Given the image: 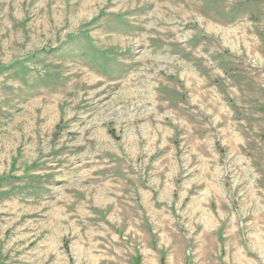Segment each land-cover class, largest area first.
Returning <instances> with one entry per match:
<instances>
[{
  "label": "rangeland",
  "instance_id": "1",
  "mask_svg": "<svg viewBox=\"0 0 264 264\" xmlns=\"http://www.w3.org/2000/svg\"><path fill=\"white\" fill-rule=\"evenodd\" d=\"M0 264H264V0H0Z\"/></svg>",
  "mask_w": 264,
  "mask_h": 264
},
{
  "label": "bare ground",
  "instance_id": "2",
  "mask_svg": "<svg viewBox=\"0 0 264 264\" xmlns=\"http://www.w3.org/2000/svg\"><path fill=\"white\" fill-rule=\"evenodd\" d=\"M87 14V13H86ZM82 17V16H81ZM133 79V78H132Z\"/></svg>",
  "mask_w": 264,
  "mask_h": 264
}]
</instances>
